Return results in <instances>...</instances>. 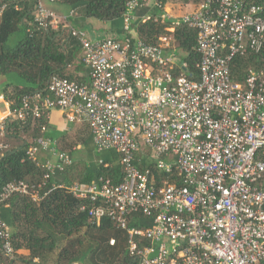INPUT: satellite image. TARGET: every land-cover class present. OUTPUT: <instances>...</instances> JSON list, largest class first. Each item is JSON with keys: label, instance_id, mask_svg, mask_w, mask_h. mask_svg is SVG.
Here are the masks:
<instances>
[{"label": "built area", "instance_id": "2783aa9c", "mask_svg": "<svg viewBox=\"0 0 264 264\" xmlns=\"http://www.w3.org/2000/svg\"><path fill=\"white\" fill-rule=\"evenodd\" d=\"M149 2L156 4H126L122 39L92 40L71 24L75 11L60 16L36 0L33 23L65 29L78 41L89 85L53 76L45 92L22 97L19 108L0 115V151L8 149L3 138L9 119L49 120L58 110L68 123L89 128L96 153H116L124 175L119 184L102 178L49 184L73 160L57 151L54 140L39 137L27 156L35 162L37 154L45 155L43 181L8 183L0 202L19 194L38 203L63 189L90 202L82 210L94 222L108 218L125 230L128 253L138 264H264V7L206 0L179 17L161 16L172 20L170 32L180 25L197 32L194 81L185 75L171 35L161 36L157 46L136 39L135 11ZM244 57L255 60L243 83L236 82L232 62ZM148 152L154 171L136 165ZM135 213L150 226L127 229ZM0 242L12 261L11 229L4 222Z\"/></svg>", "mask_w": 264, "mask_h": 264}, {"label": "trees", "instance_id": "16d2710c", "mask_svg": "<svg viewBox=\"0 0 264 264\" xmlns=\"http://www.w3.org/2000/svg\"><path fill=\"white\" fill-rule=\"evenodd\" d=\"M131 0H58L85 19L99 22H121L116 30L122 39V14ZM206 0H203L205 2ZM216 1V0H213ZM246 5L264 7V0H240ZM197 0H155V5L135 11L136 39L147 45H159L161 36L168 34L175 40L176 56L186 64L185 75L197 81V64L200 56L196 49L197 32L184 25L169 31L172 20H161L165 7L171 4H195ZM56 3V2H55ZM36 0H0V97L11 111L19 108L22 97L45 92L51 77L89 85V72L82 63V52L76 39L62 28L39 29L33 23ZM201 4V3H200ZM177 6V5H176ZM150 19L141 21V17ZM255 58H236L232 62V78L244 81L246 69ZM256 62L255 65H259ZM183 71V70H182ZM180 69L175 70L178 74ZM46 127L42 133L41 128ZM48 137L55 141L58 152L67 154L71 167L55 172L49 184L70 185L73 183H97L102 178L112 184L123 179L119 157L113 151L102 152L98 157L93 138L86 125L58 130L50 126L45 118L6 122L5 152L0 151V196L3 188L11 182L23 181L35 186L43 181L46 171L42 168L45 155L37 154L34 162L27 156L35 139ZM83 149L85 159L78 157L77 147ZM78 151V152H76ZM140 169H152L155 161L148 152L138 157ZM264 188V184H263ZM90 202L75 198L63 189L51 192L43 201L34 203L27 196L10 195L0 202V222L11 229V241L15 251L14 259L8 262L3 256L0 242V264H138L128 253V234L108 218L99 223L88 217L82 207ZM150 220L139 213L133 214L127 229H145ZM111 241L113 244H111ZM148 245L147 241L143 242ZM26 252L21 255L20 252ZM38 262H34L35 260Z\"/></svg>", "mask_w": 264, "mask_h": 264}, {"label": "crops", "instance_id": "0c3cea01", "mask_svg": "<svg viewBox=\"0 0 264 264\" xmlns=\"http://www.w3.org/2000/svg\"><path fill=\"white\" fill-rule=\"evenodd\" d=\"M42 4L44 5L45 8L53 11L54 13L62 16V15H67L71 9L66 6V5H62V4H59V3H51L49 2V0H41ZM149 7H151L153 5L152 2H149L148 3ZM189 6H186L184 9H188ZM195 9H191V10H188L187 12L185 13H188V12H192L194 11ZM76 14H75V17L71 20V24L77 28V29H80V30H84L85 26H90V28L93 30L92 34L89 35V37L92 39V40H99V39H103V38H110L112 35H114L115 37H111V38H115V39H118L119 36L117 35L116 33V30L117 28L114 27V24L113 22H99V21H95V20H92V19H85V18H82L78 13L77 11H75ZM171 12V9L169 8L167 13L165 14H168ZM183 13V14H185ZM182 15V14H180ZM179 14L177 16H170V17H179L180 16ZM137 21V19L133 22V24H135V22ZM118 36V37H116ZM3 82H4V79L2 78L1 79ZM0 102L3 103L4 105V112L0 113L1 116H5L7 114V110H8V104L3 100V98L0 97ZM49 124L51 127L55 128V129H58V130H61V131H64V130H69L70 128L72 127H76L77 125H83V124H70L66 121V119L64 118V115L62 114L61 111H58V110H54L51 112L50 116H49ZM81 148L80 146L77 147V150L79 151ZM99 154V153H97ZM20 254L22 255H26L27 253L22 251L20 252ZM34 262H38V260L36 259Z\"/></svg>", "mask_w": 264, "mask_h": 264}, {"label": "rangeland", "instance_id": "374dc122", "mask_svg": "<svg viewBox=\"0 0 264 264\" xmlns=\"http://www.w3.org/2000/svg\"><path fill=\"white\" fill-rule=\"evenodd\" d=\"M202 1L203 0H197V2L195 3V4H187V5H184V4H171V3H169L166 7H165V9H164V11H165V13H167V11H168V9L170 8L171 9V12L169 13V15L170 16H177L178 14L180 15V14H183V13H185V12H187L188 10H191V9H197L199 6V4L200 3H202ZM186 6H189V8L188 9H184ZM113 24H114V27H116L117 29H120V27H121V22H113ZM84 31L88 34V35H91L92 34V32H93V30L90 28V26H85V28H84ZM111 37H115L114 35H112ZM116 37H118V36H116ZM2 79V77H0V86H1V84L3 83V81L1 80ZM4 80H5V78H3ZM1 88V87H0ZM2 112H4V105H3V103L2 102H0V113H2ZM77 126H80V125H77ZM76 152H78V151H76ZM81 157L83 160L85 159V156H84V153H83V149H82V147H81V149L79 150V153H78V157ZM97 156L98 157H101L102 156V154L100 153V154H97ZM103 157V156H102Z\"/></svg>", "mask_w": 264, "mask_h": 264}]
</instances>
